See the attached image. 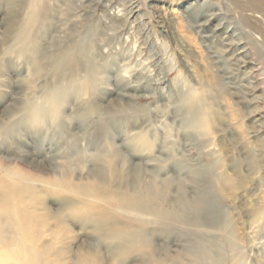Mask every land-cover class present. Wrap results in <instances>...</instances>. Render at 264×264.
<instances>
[{
	"label": "rangeland",
	"instance_id": "rangeland-1",
	"mask_svg": "<svg viewBox=\"0 0 264 264\" xmlns=\"http://www.w3.org/2000/svg\"><path fill=\"white\" fill-rule=\"evenodd\" d=\"M127 1L49 0L37 67L8 50L27 0H0V133L11 127L0 134V179L2 167H13L53 181L36 179L41 192L10 195L7 210L0 204L3 230L33 243L27 254L3 240L0 258L264 264V0H132L134 14L126 12ZM69 53L74 72L56 67L55 56ZM88 72L97 77L93 90L69 93L39 124L23 119L28 106H47L55 86ZM204 112L207 132L195 123ZM76 184L98 186L104 198L90 204ZM149 185L157 196L150 206L183 221L159 223L143 213L148 248L128 250L120 231L137 225L126 205L110 201ZM200 198L209 204L196 207Z\"/></svg>",
	"mask_w": 264,
	"mask_h": 264
},
{
	"label": "bare ground",
	"instance_id": "bare-ground-1",
	"mask_svg": "<svg viewBox=\"0 0 264 264\" xmlns=\"http://www.w3.org/2000/svg\"><path fill=\"white\" fill-rule=\"evenodd\" d=\"M17 1V0H16ZM207 1V0H206ZM48 2L49 0H27V7L25 10V14H23L24 16H22L23 18L19 19L16 23L18 24L16 26V36H15V40L13 42V44L11 45V47L8 49L10 52H17L18 56H24L26 58V56H28V58H30L31 62L34 63L37 67H41V64L38 61V56H37V52L39 50V45L38 41H37V34L38 37L39 35V31H41L42 33H44L41 29L43 27V21L45 18V15L48 11ZM23 3V2H21ZM126 3V12L128 14H134L135 13V2L132 0H128ZM247 3V2H246ZM88 4V3H87ZM20 5V4H19ZM213 4H209L205 3L202 6L205 7V10H209V8L212 6ZM24 6V5H23ZM253 6V5H251ZM256 8V7H255ZM20 10V8H19ZM243 10V7H242ZM257 10V8H256ZM258 11V10H257ZM17 12V11H16ZM24 12V11H23ZM253 12V11H252ZM255 12V11H254ZM13 14V12H12ZM11 14V15H12ZM15 14V13H14ZM13 14V15H14ZM217 14V13H216ZM263 14V13H262ZM12 15V16H13ZM204 15V13H203ZM245 15V14H244ZM47 16V15H46ZM247 16V15H246ZM259 16V15H258ZM158 17V15H157ZM161 17V16H160ZM243 17V16H242ZM117 18V17H116ZM159 18V17H158ZM262 18V17H260ZM49 19V18H48ZM263 19V18H262ZM160 20V19H159ZM259 21V19H258ZM263 22V21H262ZM252 24V22H251ZM46 25V24H45ZM202 25L204 26L205 23H202ZM112 26V25H111ZM202 26V27H203ZM218 26V25H217ZM45 27V26H44ZM251 27V26H250ZM162 28V27H161ZM44 29V28H43ZM127 29V28H126ZM207 29V28H206ZM253 29V28H252ZM263 29V28H262ZM200 30V29H199ZM212 30V29H211ZM254 30V29H253ZM41 33V35H42ZM45 34V33H44ZM213 34V32H212ZM211 34V35H212ZM262 34V33H261ZM207 35V34H206ZM218 35V34H217ZM201 36V35H200ZM203 36V35H202ZM205 36V35H204ZM213 36V35H212ZM164 37V36H163ZM209 37V36H208ZM223 38V37H222ZM227 38V37H226ZM212 39V38H211ZM228 39V38H227ZM41 41V40H40ZM227 42V41H226ZM69 45V44H68ZM231 45V44H230ZM71 46V45H70ZM68 46V47H70ZM76 45H74L75 47ZM86 46V45H84ZM77 47V46H76ZM83 47V46H82ZM233 47V46H232ZM58 49V48H57ZM60 49V48H59ZM63 50V49H62ZM83 50V48H82ZM56 51V49H55ZM58 51V50H57ZM237 52V51H236ZM240 52V51H239ZM80 53V52H79ZM221 52H219L220 54ZM223 53V52H222ZM219 56V55H218ZM217 56V54H214V57L218 60V62L220 61L219 57ZM55 59H59V61L56 64V67L59 69H69V71L74 72L75 70V60H74V56L73 54L69 53V54H64L63 56H55ZM87 57V56H86ZM235 59V58H234ZM88 60V59H87ZM90 60V59H89ZM215 60V59H214ZM223 60V58H222ZM45 61V60H44ZM44 61H41L42 63H44ZM213 61V60H212ZM186 62V61H185ZM224 62V60H223ZM88 65L90 64V67L93 70V67L91 65V62H87ZM217 63V62H216ZM235 63V62H234ZM93 64V63H92ZM43 65V64H42ZM228 65V64H227ZM225 66V65H224ZM223 66V67H224ZM54 67V69L56 68ZM90 67L88 68V71H92L90 69ZM240 67V66H239ZM238 67V68H239ZM56 68V69H57ZM218 68V67H217ZM229 69V68H228ZM227 69V70H228ZM97 70V69H96ZM53 71V70H52ZM56 71V70H55ZM61 73V72H58ZM93 73V72H92ZM135 77V76H134ZM142 78V77H141ZM95 79H97L96 76H93L90 72H88L82 79H78L76 76L74 77V81L71 84H62V85H57L55 86L51 92L49 93L48 99H47V106L45 105H41V104H36L32 107L28 106L26 108V110L24 111V115L22 116L23 119L25 118L26 120H28L31 123H37L39 124L41 121H43L46 116H53L57 113V109L58 107L61 105V103L65 100V98L67 97V95L69 96V93H80L81 91H90L94 89V81ZM226 81V80H225ZM193 103H195L196 101L191 100ZM206 101V100H205ZM210 110V109H209ZM26 115V116H25ZM21 117V118H22ZM20 118V119H21ZM19 121V120H18ZM208 122H209V114L208 113H202L199 115V117L196 118L195 123L198 125L199 128H201V130L203 132H207L208 131ZM11 127H6L5 129H3L1 131L0 134L4 135L9 133ZM137 135V134H136ZM203 135V134H201ZM137 138V136H136ZM139 138V137H138ZM137 138V139H138ZM142 140L143 143H145L144 137L142 136ZM138 141V140H136ZM139 143V142H137ZM142 144V143H141ZM148 144V143H147ZM137 145V144H135ZM134 145V146H135ZM140 146V145H139ZM142 146V145H141ZM148 146V145H147ZM145 145V147H147ZM144 147V146H143ZM152 147V146H151ZM149 148V146H148ZM135 154V153H134ZM133 155V154H132ZM145 157V156H144ZM34 160V159H33ZM107 166H111V162H112V158L108 157L106 160ZM15 167V166H14ZM1 172H5V176L4 179H0V196L2 197V206L3 208H6V210L9 208V204L10 202V195H16V196H22L24 195L25 192H30L31 190H33V192L31 193V197L35 195L36 191H39L36 187L38 184L36 183L37 180H40V183L42 184H49L53 183V181H46L47 178H34L32 176L27 175L24 172H20L15 168H10V167H2L1 168ZM65 172V171H64ZM109 173V172H107ZM67 174V173H66ZM107 175V174H106ZM34 176V175H33ZM36 177V176H35ZM226 181L228 182V180L226 179ZM2 183V184H1ZM60 184V183H59ZM54 186V184H52ZM57 185V183H56ZM70 184H68L69 186ZM58 186V185H57ZM75 190L78 192V194L82 193L86 196V199L89 200V203L92 204L95 202V200L97 199H103L104 197H102V192L101 189L98 188V186H92L89 184H76L74 186ZM37 189V190H36ZM71 190V189H70ZM41 192V190L39 191ZM46 192V191H45ZM39 194V193H38ZM42 194V193H41ZM28 196V195H27ZM105 196V195H104ZM157 197L156 196V189L153 185H149L143 192L141 193H133V194H123L120 196V198L117 200L116 198L112 197L111 201L113 203V205H116L117 207H120L121 209H124L123 206L126 205V209H129V211H127L126 214H128V218L129 220H132V222H134L137 227L135 228V230L133 232H125V230L120 231V237L123 238V243L125 245V247L128 250L131 249H146L148 248V239L147 237L144 235V230L146 227V224L149 223V220H146L145 218H143V213H149L151 215H153V219L156 222L162 223V221H165L166 219H171L172 216L175 217V222H182V217L178 216L174 213H170L167 214L165 213L162 209L158 208V207H153L150 206V204L153 202L154 198ZM25 198V197H24ZM37 198V197H36ZM21 199V198H20ZM41 199V198H40ZM38 200V199H37ZM42 200V199H41ZM40 200V201H41ZM106 200H108V198H106ZM27 201V200H26ZM111 203V204H112ZM30 204H32L30 202ZM36 204V203H35ZM207 201L205 199H199L195 206H207ZM17 206V205H16ZM66 206V205H65ZM64 206V207H65ZM1 207V206H0ZM36 207V206H35ZM115 207V208H117ZM1 207L0 211L3 212V209ZM20 208V207H19ZM30 208V207H29ZM124 209V210H126ZM5 210V209H4ZM5 210V211H6ZM18 210V209H17ZM27 210V209H26ZM119 210V209H118ZM34 211V210H33ZM121 211V210H120ZM19 212V211H18ZM24 211H22L23 213ZM30 212V211H29ZM125 211L122 210V212L120 213H124ZM10 213V212H9ZM20 213V212H19ZM12 214H13V210H12ZM28 214V213H27ZM33 214V213H32ZM37 214V213H36ZM2 215V214H1ZM10 215V214H8ZM13 215H10L9 219L11 220V222H16V221H12V219H14L12 217ZM15 216V215H14ZM30 216V215H29ZM4 218V216H2ZM31 217V216H30ZM55 217V216H54ZM42 218V217H41ZM197 219V217H194L193 219ZM8 219V220H9ZM16 220L18 218H15ZM101 219V218H100ZM195 219V221H196ZM4 220V219H3ZM2 220V222H3ZM9 220V222H10ZM28 221V220H27ZM38 221V220H37ZM43 221V220H42ZM99 221V219H98ZM6 222V221H4ZM7 223V222H6ZM17 223V222H16ZM39 223V222H38ZM47 223V222H46ZM10 225V223H8ZM25 224V223H24ZM28 224V223H27ZM33 224V223H32ZM40 224V223H39ZM14 225V224H12ZM18 225V223H17ZM44 225V224H43ZM20 226V223L19 225ZM17 226V227H18ZM44 227V226H43ZM50 227V226H49ZM16 228V227H15ZM39 228V227H38ZM23 229H24V225H23ZM33 229V227H32ZM36 229V228H34ZM57 230V229H54ZM12 232L9 234V231L7 230H3V224L0 222V243H3L5 241L3 240H8V242H13L17 248H15L16 250L18 249V251H24L25 253L28 254V252L30 251V246H27L26 244L30 242H27L25 244L24 239L19 236L18 234H16L15 232H13V230H11ZM16 231V230H15ZM21 231V230H20ZM24 231V230H23ZM26 232H28V229L25 230ZM17 232V231H16ZM25 232V233H26ZM58 232V231H57ZM60 232V231H59ZM58 232V233H59ZM24 233V232H23ZM22 233V234H23ZM38 233V232H37ZM33 234V233H32ZM36 234V233H35ZM40 234V233H39ZM42 234V233H41ZM39 236V235H38ZM37 236V238H38ZM52 236V234H51ZM29 237V236H28ZM31 237V236H30ZM43 237V234H42ZM32 239V238H31ZM34 239V238H33ZM37 240V239H36ZM34 240V241H36ZM32 241V240H31ZM41 242V241H40ZM39 242V243H40ZM56 242V241H55ZM32 243V242H31ZM29 243V245L31 244ZM38 243V242H37ZM10 244V243H9ZM33 244V243H32ZM34 246V245H33ZM36 248L38 247L37 245H35ZM34 246V247H35ZM229 248L231 250L236 249V244H234V242L229 243L228 244ZM8 247V246H7ZM12 247V246H11ZM15 247V246H14ZM5 248V246H4ZM3 248V249H4ZM199 249L202 250L203 252V258H207L206 254H207V250L205 249V247L202 246H198ZM251 249V248H250ZM3 251V250H2ZM17 251V252H18ZM13 252V251H12ZM11 252V253H12ZM36 252V251H35ZM242 252V251H241ZM239 253L242 254V253ZM230 253V252H229ZM6 254V253H5ZM10 255V254H9ZM36 255V254H34ZM241 256V255H240ZM254 257V256H253ZM12 258V257H10ZM39 256L37 258H35L34 260L28 259L27 258V263L26 264H53L51 262H46L44 259L45 257H43L42 259H38ZM238 258V256H237ZM242 259V258H241ZM244 259V258H243ZM242 259V261H244ZM5 260L6 259H2L0 258V264H5ZM18 260V259H17ZM37 260V261H36ZM11 261V259H10ZM13 261V260H12ZM239 261V259L237 260V262ZM18 262V261H16ZM22 262V261H21ZM196 262V261H195ZM232 264H234V259L233 261H231ZM241 262V260H240ZM14 263V262H13ZM242 263V262H241ZM244 263V262H243ZM11 264V262H10ZM15 264V263H14ZM202 264H204V262H202ZM238 264H240L238 262Z\"/></svg>",
	"mask_w": 264,
	"mask_h": 264
}]
</instances>
